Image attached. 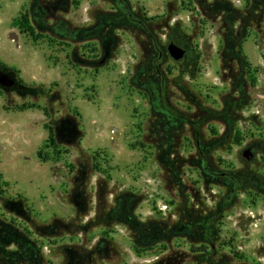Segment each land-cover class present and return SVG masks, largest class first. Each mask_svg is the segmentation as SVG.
Masks as SVG:
<instances>
[{"label":"rangeland","instance_id":"obj_1","mask_svg":"<svg viewBox=\"0 0 264 264\" xmlns=\"http://www.w3.org/2000/svg\"><path fill=\"white\" fill-rule=\"evenodd\" d=\"M0 64V264H264V0H0Z\"/></svg>","mask_w":264,"mask_h":264},{"label":"trees","instance_id":"obj_2","mask_svg":"<svg viewBox=\"0 0 264 264\" xmlns=\"http://www.w3.org/2000/svg\"><path fill=\"white\" fill-rule=\"evenodd\" d=\"M24 18V21L29 29V31L32 33V35L34 36V38H37V34L34 33L33 29L31 28V26L29 25L28 23V19H27V16L24 15L23 16ZM0 69H4L6 70L8 76L12 79V84L8 87H6L7 89L9 90H13L15 92H17L18 94L20 95H26V94H31L33 92H35L36 90H38L40 87L38 86H33V85H29V84H26L18 75L19 71L13 67H8V66H5V65H2L0 64ZM16 109L18 110H23V109H26V108H32V107H39L38 104H35V103H27V102H24L20 105H15L14 106ZM9 108V107H7ZM45 112V114L47 116H49V110L46 108V107H43L42 108ZM46 127L49 131V136H48V144L47 146H53L54 149L58 148V141H57V136H56V131L54 129V126L53 125H49L48 123H46ZM39 154V157L42 159V160H47V155H43L40 151L38 152ZM57 158V157H56Z\"/></svg>","mask_w":264,"mask_h":264},{"label":"water","instance_id":"obj_3","mask_svg":"<svg viewBox=\"0 0 264 264\" xmlns=\"http://www.w3.org/2000/svg\"><path fill=\"white\" fill-rule=\"evenodd\" d=\"M166 48L171 57L176 60L181 59L186 52L184 47L176 44L175 42H169ZM11 83L12 80L5 73H0V85L8 86ZM241 156L249 160L253 156L250 147L243 149V151L241 152Z\"/></svg>","mask_w":264,"mask_h":264},{"label":"flooded vegetation","instance_id":"obj_4","mask_svg":"<svg viewBox=\"0 0 264 264\" xmlns=\"http://www.w3.org/2000/svg\"><path fill=\"white\" fill-rule=\"evenodd\" d=\"M0 73H5V72H2V71H0ZM7 76H8V74L7 73H5ZM9 77V76H8ZM10 78V77H9ZM11 79V78H10ZM12 80V79H11ZM13 82V81H12ZM12 84V83H11ZM10 84V85H11ZM10 85H8V86H10ZM8 86H6V87H8Z\"/></svg>","mask_w":264,"mask_h":264},{"label":"bare ground","instance_id":"obj_5","mask_svg":"<svg viewBox=\"0 0 264 264\" xmlns=\"http://www.w3.org/2000/svg\"><path fill=\"white\" fill-rule=\"evenodd\" d=\"M14 40V39H13Z\"/></svg>","mask_w":264,"mask_h":264}]
</instances>
